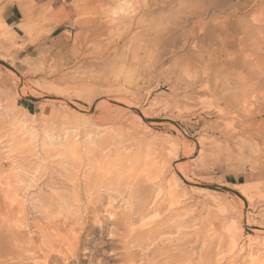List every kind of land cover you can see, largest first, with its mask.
Segmentation results:
<instances>
[{
	"label": "rangeland",
	"instance_id": "374dc122",
	"mask_svg": "<svg viewBox=\"0 0 264 264\" xmlns=\"http://www.w3.org/2000/svg\"><path fill=\"white\" fill-rule=\"evenodd\" d=\"M126 1L121 21L111 0H67L63 20L20 9L0 26V264H264V97L223 98L261 68L228 32L264 14Z\"/></svg>",
	"mask_w": 264,
	"mask_h": 264
},
{
	"label": "bare ground",
	"instance_id": "6f19581e",
	"mask_svg": "<svg viewBox=\"0 0 264 264\" xmlns=\"http://www.w3.org/2000/svg\"><path fill=\"white\" fill-rule=\"evenodd\" d=\"M84 1V0H83ZM109 2H110V0H108ZM208 1V0H207ZM213 1V0H212ZM218 1H220V0H218ZM221 1H223V0H221ZM220 1V2H221ZM227 1H229V0H224V3H226ZM82 2V0H73V2H72V4H74L75 5V8L76 7H78L79 5H80V3ZM231 2V1H230ZM221 4V3H220ZM219 4V5H220ZM228 4V3H227ZM249 6V9L245 12V14H248V12L250 11V10H253V9H255V10H259V11H261V13L262 14H264V0H244V2L243 3H241L240 5H239V7H238V9H243L244 7H248ZM19 7H20V9H21V11L23 12V14H24V16L25 17H29L31 14H33V13H35L36 11H38V8H37V6L35 5V3H34V0H21L20 2H19ZM43 7V6H42ZM219 6H217V8H218ZM221 7V6H220ZM131 8H132V6H131V4H130V2L129 1H126V0H119V2L118 1H116V0H111V2L109 3V9H110V12H111V15L113 16V17H120L121 18V16H123V17H125L126 15H128L129 13H130V11H131ZM235 8H236V6H235ZM41 9V8H40ZM72 9V8H71ZM132 9H134V8H132ZM213 9V8H212ZM234 10V9H233ZM236 10V9H235ZM240 10H238L237 12H239ZM244 10V9H243ZM254 10V12H256ZM71 11V10H70ZM207 11V10H206ZM208 11H209V9H208ZM146 12V11H145ZM251 12V11H250ZM43 13V12H42ZM231 13V12H230ZM236 13V12H235ZM242 13H244V12H242ZM233 14H234V12H233ZM250 14H253V13H250ZM256 14V13H255ZM133 15V14H132ZM235 15H237V13L235 14ZM34 16V15H33ZM108 16V15H107ZM225 16H227V15H224V17ZM229 16V15H228ZM238 16H239V14L237 15V16H235V17H237L238 18ZM247 16V15H246ZM32 17V16H31ZM127 17V16H126ZM245 17V16H244ZM119 18V19H120ZM129 18V17H128ZM130 18H132V17H130ZM226 18V17H225ZM246 18V17H245ZM24 19V18H23ZM123 19V18H122ZM256 19L257 18H253V21H250L249 20V22H247V24L245 25H242V26H239L240 28H242V30H241V35L240 34H238L237 32H239L240 33V29L237 31L236 30V32L233 34V32L232 33H230L231 32V30H230V32H228V30H227V32L229 33V35H230V37H237V40L239 41V43H241L242 45H243V47H245L246 45H247V42H250V44H251V41L254 43V44H256V45H259L260 46V49H261V51H254V52H252L253 50H251V54L254 56V58L257 60V64L256 65H258L259 67H261L259 70L257 69V72L255 71V70H253V71H255V72H253L252 74H250V75H247V76H242V74L241 75H237V77H236V80H238V82L240 83L241 82V88H240V92H239V94L240 95H228V96H222L223 98H225V100L226 101H228V100H230V99H232V98H235L236 100H232V102L234 103L235 101H237V103H239V101L240 100H243L244 102L243 103H245L246 104V102H248V101H246V97L248 96L249 97V95H252V94H255V96H258V95H262L261 97H264V62H263V58H264V47H262V44L264 45V19L262 20V19H257L258 20V23L257 22H254V21H256ZM245 20V19H244ZM247 20V19H246ZM119 21H121V19L119 20ZM233 21V20H232ZM237 21V20H236ZM220 22H221V20H220ZM220 22H218L217 24H219ZM226 23H227V21H226ZM237 23H239V19H238V22ZM236 24V23H235ZM241 24V23H240ZM0 26L1 27H9L10 25L5 21V20H3V19H0ZM235 26V25H234ZM233 26V27H234ZM215 27V26H214ZM213 27V28H214ZM221 29H219V32H221L222 31V25L221 26H219ZM219 27H216L217 29L219 28ZM232 27V28H233ZM238 27V28H239ZM230 28V27H229ZM234 28H237V26L236 27H234ZM217 29H216V31H217ZM191 31V30H190ZM215 31V30H214ZM202 32H204V31H202ZM218 32V31H217ZM216 32V33H217ZM227 32H225V33H227ZM10 33V35L13 37V36H15L14 35V32H9ZM193 32L191 31L188 35L189 36H193V35H191ZM201 33V32H200ZM194 34V33H193ZM222 34V33H221ZM221 34H220V36H221ZM238 34V35H237ZM195 35V34H194ZM216 35H218V34H216ZM8 36H9V34H8ZM224 36V35H223ZM200 37L202 38V40L203 39H206L207 37L209 38V40H210V45L213 43V40L215 39V37L216 36H214V33L212 32V30H207L204 34H203V36H201L200 35ZM218 37V36H217ZM222 37V36H221ZM180 38V36H176V37H174V40H175V42H177V41H179L178 39ZM197 38V37H196ZM219 38V37H218ZM223 38V37H222ZM221 39V38H220ZM234 39V38H233ZM208 40V41H209ZM217 40V39H216ZM219 40V39H218ZM199 41V40H198ZM206 41V40H205ZM226 41H227V37L222 41V43L223 44H225L226 43ZM207 42V41H206ZM196 43H198V42H196ZM195 43V44H196ZM238 43V44H239ZM253 44V45H254ZM200 45H201V43H200ZM198 46H199V44H198ZM202 46V45H201ZM205 46H207V45H205ZM203 47H204V45H203ZM203 47H201V48H203ZM217 47V48H216ZM215 48L216 49H218V46H216ZM226 47V46H225ZM250 47H251V45H250ZM201 48H199V49H201ZM257 48V47H256ZM205 49H207V47L205 48ZM249 49V48H248ZM247 49V50H248ZM253 49H254V47H253ZM204 50V49H203ZM228 50V49H227ZM236 50H239V48L238 49H236ZM245 50V49H244ZM216 51V50H215ZM243 51V50H242ZM242 51H240V52H242ZM220 52H222V50H220ZM210 53V54H209ZM231 53V52H230ZM250 53V52H249ZM198 54H200V57L202 56V58H200L199 60H198V62H199V65L201 66V67H204V66H207L208 68H209V66H211L212 65V63H216V62H220L221 60H220V56L219 55H217V54H219V53H217V54H215V52H214V50H210V48H208L207 49V51H205L204 52V54H202L201 55V53H198ZM226 54V53H225ZM248 54V53H247ZM197 55V54H196ZM196 55L194 56V57H196ZM224 55V54H223ZM231 55H232V53H231ZM243 55H244V52H243ZM242 55V56H243ZM236 56V55H235ZM238 56H239V54H238ZM246 56V55H245ZM228 57V56H227ZM237 57V56H236ZM232 58H234V56L232 57ZM240 58H242L241 56H240ZM239 58V59H240ZM246 58V57H245ZM196 59H198V58H196ZM230 59H231V57H230ZM235 59V58H234ZM244 59V58H243ZM243 59H242V62H244L243 61ZM247 59V58H246ZM252 59V58H251ZM223 60H224V58H223ZM229 60V59H228ZM255 60V61H256ZM196 61V60H195ZM224 62V61H223ZM247 62H249V61H247ZM247 62H246V64H247ZM190 63V62H189ZM193 63V62H192ZM227 63H229V61L227 62ZM233 63V62H232ZM252 63V62H251ZM250 63V64H251ZM191 64V63H190ZM245 65V64H244ZM246 66H248V64L246 65ZM246 66H244V67H246ZM255 66V65H254ZM257 66V67H258ZM243 67V66H242ZM206 68V67H205ZM208 68H206V70L208 69ZM212 68V67H211ZM210 68V69H211ZM234 68V67H233ZM247 68V67H246ZM250 68V67H249ZM251 68H252V66H251ZM256 68V67H255ZM203 69V68H202ZM201 69V70H202ZM239 69V68H238ZM244 69V68H243ZM248 69V68H247ZM216 70V69H215ZM220 69H218V71H219ZM241 70V69H240ZM245 70V69H244ZM251 70V69H250ZM204 72H206L205 71V69L203 70ZM208 71H209V69H208ZM252 71V70H251ZM245 72V71H244ZM208 73V72H207ZM214 73V72H213ZM212 73V74H213ZM216 73V72H215ZM250 72H248L247 74H249ZM209 75H210V73H208ZM211 74V75H212ZM246 74V73H245ZM257 74H259V76H257ZM208 75V76H209ZM214 75V74H213ZM216 76V75H215ZM216 82L214 83V88H213V85L211 86V85H207L206 86V88L208 89V90H211L210 92H212V94L214 95V93L216 94V92H218L216 89L217 88H219L220 86H221V83H220V81H218L217 79L215 80ZM237 82V81H236ZM238 82H237V84H238ZM213 83V82H212ZM207 84H210V83H207ZM256 85V86H255ZM223 86V85H222ZM225 86V85H224ZM255 86V87H254ZM226 87V86H225ZM225 87H222L223 88V90H224V88ZM230 87V86H229ZM213 88V89H212ZM233 88V87H232ZM220 89V88H219ZM218 89V90H219ZM226 89V88H225ZM227 91H228V89H227ZM218 93H220V92H218ZM237 93H238V91H237ZM236 94V93H235ZM217 95V94H216ZM253 96V95H252ZM248 99V98H247ZM257 99V98H256ZM239 100V101H238ZM250 102H252V101H250ZM237 103H235L236 105H237ZM253 103V102H252ZM242 104V103H241ZM244 104V106L246 107V105ZM251 104V103H250ZM249 104V105H250ZM248 105V104H247ZM256 106V105H255ZM262 106H264V103H263V105ZM261 106V107H262ZM248 107V106H247ZM5 108V107H4ZM255 109V108H254ZM253 109V110H254ZM5 110V109H4ZM3 110V111H4ZM261 111H262V109H261ZM261 111H260V113H261ZM252 112V111H251ZM256 113V112H255ZM264 113V112H263ZM140 114H142V116H144L145 117V111H140ZM259 114V113H258ZM263 115V114H262ZM139 116V115H138ZM141 116V115H140ZM247 116H249V118H248V120H251V119H253V117H255V115H250V113L249 114H247ZM246 116V117H247ZM262 120V124L260 125L261 127H263L264 126V117L261 119ZM247 129L245 130V132L247 133V132H251L253 129H259V127L260 126H257V127H255V123L253 122V121H250V122H248L247 123ZM260 127V128H261ZM264 129V128H263ZM19 131V130H18ZM20 132V131H19ZM263 139H264V136L262 137ZM50 139L52 140V136H50ZM264 144V143H263ZM71 148V147H70ZM257 155L259 156V157H263V160H262V163L259 165V168H260V166H263L264 167V146H263V148H260L259 150H258V153H257ZM39 158V157H38ZM54 158V157H53ZM42 160V159H41ZM60 160V159H59ZM24 167V166H23ZM39 167V166H38ZM37 168V167H36ZM76 168V167H75ZM24 170V169H23ZM26 174V173H25ZM119 180V179H118ZM239 192L241 193V194H246V189H244V188H241V189H239ZM21 213V212H20Z\"/></svg>",
	"mask_w": 264,
	"mask_h": 264
},
{
	"label": "crops",
	"instance_id": "0c3cea01",
	"mask_svg": "<svg viewBox=\"0 0 264 264\" xmlns=\"http://www.w3.org/2000/svg\"><path fill=\"white\" fill-rule=\"evenodd\" d=\"M66 4L67 0H39V7L37 8H41L40 10H44L45 14L51 15L52 17L56 18L57 21H60L69 14ZM17 14L21 15V11L18 7L14 6L13 8H7L5 13V21L8 24L11 23L19 26L21 24L22 18Z\"/></svg>",
	"mask_w": 264,
	"mask_h": 264
}]
</instances>
